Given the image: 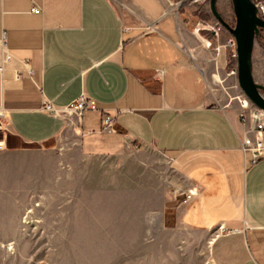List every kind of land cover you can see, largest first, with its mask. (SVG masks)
<instances>
[{"label":"crops","instance_id":"1","mask_svg":"<svg viewBox=\"0 0 264 264\" xmlns=\"http://www.w3.org/2000/svg\"><path fill=\"white\" fill-rule=\"evenodd\" d=\"M189 7L0 0V108L19 143L0 150V245L19 235L38 191H69L63 222L88 225L118 222L109 215L159 214L176 205L174 188L197 186L178 213L183 226L210 236L211 263L264 264V159L252 163L241 149L240 109L229 114L211 104L207 78L188 51L192 35L212 45V32L188 25L211 17ZM215 50V67L223 68L232 52L221 44ZM81 95L99 110L78 123L42 110L45 101L63 106ZM103 112L115 117V132L101 131ZM58 138L70 140L63 154L48 145Z\"/></svg>","mask_w":264,"mask_h":264},{"label":"rangeland","instance_id":"2","mask_svg":"<svg viewBox=\"0 0 264 264\" xmlns=\"http://www.w3.org/2000/svg\"><path fill=\"white\" fill-rule=\"evenodd\" d=\"M181 1L196 6L190 9L192 14L211 17L210 22H204L207 20L204 18L188 25L199 33L212 32V45L203 47L192 35L194 45L188 51L207 78L211 104L226 113H237L238 98L245 94L239 86L238 73H232L237 69L236 56H229L223 68H216L212 60L217 54L215 48L226 44L230 32L212 15L210 0H173L174 4ZM217 9L223 20L233 27L235 16L231 0H217ZM219 60L223 62V55ZM252 75L255 82L264 86L261 37L254 42ZM262 94L264 96V92ZM0 139L5 142L4 149L19 146L8 131H0ZM69 142L58 138L48 145L63 154L67 148L64 144ZM69 153L74 154V151ZM69 193L59 189L54 195L45 190L31 196L20 217L19 235L0 245V264H212L208 262L210 236L183 226L174 198L176 205L159 214L109 215L105 217L118 222L87 225L63 222L66 216L62 212L69 202Z\"/></svg>","mask_w":264,"mask_h":264},{"label":"built area","instance_id":"3","mask_svg":"<svg viewBox=\"0 0 264 264\" xmlns=\"http://www.w3.org/2000/svg\"><path fill=\"white\" fill-rule=\"evenodd\" d=\"M257 9V14L261 19H264V0H251ZM32 12L38 13V8H33ZM215 35H218L215 31ZM226 48L232 51V56H236V44L233 36L227 39ZM236 71H232L235 74ZM33 70L29 69L27 74L33 75ZM240 111L239 119L243 124L241 132V149L243 152H248L251 156L252 163L264 159V111L251 103L249 99L243 95L238 98ZM42 110L52 116L61 117L66 120L69 125L73 122H79L85 111H98L99 108L92 98L79 96L70 103L58 106L50 101H45ZM115 117L103 112L101 119V131L112 133L116 131ZM0 131H8L5 121V112L0 108ZM5 148L4 140L0 139V150ZM200 189L197 186L182 191L179 188H174L171 191L172 197L177 200L179 206H188L199 194ZM208 262L211 263L209 259Z\"/></svg>","mask_w":264,"mask_h":264},{"label":"water","instance_id":"4","mask_svg":"<svg viewBox=\"0 0 264 264\" xmlns=\"http://www.w3.org/2000/svg\"><path fill=\"white\" fill-rule=\"evenodd\" d=\"M235 25L229 26L217 9V0H210L212 15L225 26L233 36L236 44V60L238 83L251 103L264 111V86L258 84L252 75V52L254 42L262 38L264 49V19L257 14L255 4L251 0H231Z\"/></svg>","mask_w":264,"mask_h":264}]
</instances>
